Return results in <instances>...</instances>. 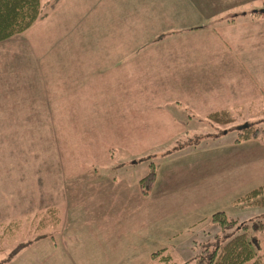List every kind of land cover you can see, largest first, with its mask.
I'll use <instances>...</instances> for the list:
<instances>
[{"label": "crops", "instance_id": "obj_1", "mask_svg": "<svg viewBox=\"0 0 264 264\" xmlns=\"http://www.w3.org/2000/svg\"><path fill=\"white\" fill-rule=\"evenodd\" d=\"M258 1L58 0L47 17L0 42V226L33 215L45 214L43 219L50 220L51 210L58 217L56 230L43 222L39 231L43 236L17 253L23 262L16 255L1 264H146L148 254L163 238V229L165 235L174 234L201 218H183L181 226L176 225L174 214L180 201L188 200L192 210L206 204V218H210L216 211L225 213L236 199L264 184V137L251 139L255 145L244 162L249 169L244 182L243 161L236 157L242 151L229 156L232 165L220 169L219 175H208L205 154L187 162L179 160L160 183L164 168L159 167L148 197L140 191V178L129 187L112 170L104 178L96 168L108 161L110 147L127 152L123 158L137 151L124 136L129 117L117 105L130 104L132 74L161 77L154 88L147 83L150 94L159 93L155 101L139 103L172 105L170 113L161 110L158 124L179 129L175 134L184 132L185 116L199 115L206 121L210 113L222 110L237 111L236 117L247 113L246 109L264 110V52L256 51L258 45L264 47V6L257 7ZM256 9L262 14L245 12ZM57 17L60 28L55 26ZM53 45L58 46L55 54L48 48ZM35 104H73L79 110L64 122L75 128L76 144L69 152L62 149L70 161L60 165L58 174L54 170L56 175L48 166H39L36 172L35 150L29 149L38 128ZM174 107L181 111L177 114ZM57 119L50 120L52 125H59L62 119ZM248 123L253 122L238 129ZM40 124L49 125L46 120ZM95 125L101 131L95 132ZM112 125L113 144L100 151L93 146V138L105 137L103 127ZM185 166L187 178L198 172L197 183L194 180L180 195L172 191L173 182L175 171ZM83 184L90 185L87 197L78 196L86 189ZM125 189H131L127 201L134 208L121 214L114 209L118 206L114 197ZM172 194L175 198L169 199ZM37 219H27L26 234L37 231ZM119 224L124 228L115 230ZM17 233L15 229L7 236L17 238Z\"/></svg>", "mask_w": 264, "mask_h": 264}, {"label": "rangeland", "instance_id": "obj_2", "mask_svg": "<svg viewBox=\"0 0 264 264\" xmlns=\"http://www.w3.org/2000/svg\"><path fill=\"white\" fill-rule=\"evenodd\" d=\"M40 2L41 9L43 11H46V15L39 18L38 20H42L44 17H47L50 11L56 7L55 5L49 6V4L54 3V0H40ZM57 2L58 0L56 1V3ZM256 6H264V0H259ZM59 12L60 11H58V15ZM58 19L59 17H57L55 20V26L57 28H60L57 21ZM40 31L44 32V29L38 30V32ZM57 33V29L54 28L53 35ZM261 46L262 44L257 46V52H264V47ZM48 48L49 51L53 54L58 51L57 45L48 46ZM134 72L141 73L142 71L137 70ZM160 78L161 77L158 76H152L151 74L144 75L142 77L138 74H132L130 76V104L117 105L120 106L121 109L124 111V114L129 117L130 125L125 126L124 136H128L127 143L134 147L137 151L134 155H131L130 157L125 156V158H123L124 155H127V152L119 150V147H110L109 149H107L108 161L104 164L96 166V168L98 169V173L101 172L102 174L100 175L104 177V175H109L107 172L112 170L117 175L121 176L126 181H128L125 182L128 184L129 187H131L137 182L139 178H142L147 174L148 170L150 169L149 165L151 163H154L157 165L158 168H164L161 178L158 179V182L160 183L166 176L170 174L171 170L174 171L175 167L172 165L176 166V163H179V160L187 162L188 159L193 158L194 156L205 154L206 171L209 176H213L216 173H218L219 175L220 169H222L224 166L232 165L233 159L229 157L231 154L235 153V151H242L237 153L236 157L239 161H243L242 182L247 181V174L249 169L246 168L244 162L247 160L246 157L250 156L251 150L255 145H253L251 142L255 140L252 139V141L251 139H248L244 141H235V139L239 130L238 127L245 122H253L254 124L264 128V110L260 109L255 112V108H253V111H249L248 109H246L247 113H243V116H235L233 122H229L222 125L214 123L210 124L207 121H201L200 119L202 118L199 115L198 118H187V116H185L186 118H182V121L185 122V124L181 125L185 129L184 132L180 131L178 132L179 134H175L177 131H179V129L173 130L172 125L164 126L158 124L161 117V110H165L166 112L170 113L168 109L173 110L172 105L139 103L142 99L152 100V102L155 101L159 93L150 94L148 92L147 83L149 82L150 87L154 88ZM140 83L142 85H140ZM59 106L61 107L60 113ZM35 108L36 109L34 115L36 123L38 124V128L37 126H35V143L29 142V149L33 148V150H35V155H33V159L35 161V169L37 172L39 166H42L43 168H45L44 166H48V169H50L51 173H54V175H56L54 170H56L58 174L60 170L59 168H61L60 165H63L64 163L70 161V159L66 158L63 153H65L66 151L69 152V149L73 148V145L76 144V139L73 140L72 138L75 134V128H69V125L64 124V122H66L68 120L67 118L69 117H75L78 114L79 110L76 108V105L73 106V104H35ZM68 108H71V110L68 111ZM74 108H76V110ZM174 108L177 114L179 111H181L180 109H178L179 107ZM51 116L56 119H50ZM59 117L62 119L59 120V125H52V122L50 120L57 122V118ZM44 120H46L49 125L45 127L44 125L42 126L40 123H42ZM153 121L154 123H152ZM113 126L114 125H112L111 127H103V129L106 130L105 137L104 135H100L96 138H93V146H95V148L98 146L99 150L103 151L104 147H108V145L113 144V134L110 133L111 131L113 132ZM99 128V126L95 125V132L101 131L99 130ZM134 133L136 134L134 135ZM139 136L145 137L146 140L136 139ZM184 137L188 138L186 140L189 142V144L177 148V140H179V138L185 139ZM246 141L249 142V144L247 143V145L245 144L239 147L240 144ZM24 143L25 145L27 144L26 141H24ZM64 147L65 152L64 150L62 151ZM59 155L61 157H59ZM89 167L91 168L92 165H89ZM184 168L185 169L180 171L181 174L180 172L175 171V180L173 182L175 186L172 191L174 193L176 191H179L180 195L190 188V183L191 185H193L194 180V184L197 183L196 174L198 172H191L190 176L187 178L186 175L188 170L186 166ZM180 176L182 177V180H180ZM191 176L193 177L191 178ZM81 184L79 183L78 185ZM83 186L86 189L82 188L78 196L84 193L87 197V194L90 191V185L83 184ZM130 190L129 192H127L126 189L123 192H118L119 194H116L114 197V199L116 198L118 202V206H115L114 209H119L121 214L124 213L123 209H126L129 213H131L134 208V206L131 205L130 201H127L129 198L132 197ZM170 192L171 191H168L167 194H170ZM149 194L144 197H148ZM172 198H175L173 194L169 196V199ZM85 207V204H82L80 206V208H82V211H85ZM167 207L172 208L173 206L171 204ZM201 207L202 208L200 209L192 210V206L188 200L180 201L179 207L177 206L178 213L174 214V223L176 225L179 224V226H181V220H186V218L188 220L191 217H198L197 215H200L201 218L196 220L193 224H190L191 226L188 228H181L177 230L176 233H174V231V234L165 235L166 230L163 229V238L160 237L162 238L161 241L159 242L157 247H155L156 249L152 250L154 252H160L152 259L150 257L151 254H148L146 264L197 263L196 259L204 255V249L206 248L205 244L214 242L217 234L222 235L219 226L216 225V223L212 222L210 218H206V204ZM155 208L157 210V213H159V206L156 205ZM111 213H115V211H112ZM225 213L227 214L228 218L235 219L236 225H238L241 222L249 223L256 219H264V206L239 207L232 205L230 208L227 209ZM202 215L205 216L203 217ZM77 224L80 225L81 222H77ZM122 228H124V226L122 224H119L115 228V230L117 229L119 231ZM39 231H31L28 234V237L32 236L31 234L33 233L38 234ZM227 232L236 233L234 224L227 229ZM7 235L8 233L0 237V263L2 262V259L7 256V252L9 250H12L11 246L15 244L14 242L16 238ZM21 238L23 237L21 236L18 239L20 240ZM29 246L30 244L25 246L24 248ZM252 248L256 254L261 253V250L257 249L255 245H253ZM23 251L24 249L22 250V252ZM114 256L115 255L112 254L113 259ZM162 256H166L168 257V259H162ZM16 257L19 261H24V258L20 257V253ZM107 264H110V261ZM242 264H249V262H244Z\"/></svg>", "mask_w": 264, "mask_h": 264}, {"label": "trees", "instance_id": "obj_3", "mask_svg": "<svg viewBox=\"0 0 264 264\" xmlns=\"http://www.w3.org/2000/svg\"><path fill=\"white\" fill-rule=\"evenodd\" d=\"M54 3L49 4V6L55 5ZM245 11V10H244ZM246 14L252 16L261 15V9L245 11ZM46 15V11L41 9L40 0H0V42L13 37L15 35L21 34L28 27L34 23L37 19ZM237 111L222 110L210 113L206 117V121L210 124H226L233 122ZM263 138V128L254 124L248 123L238 130L237 137L235 141H244L254 138ZM185 138V137H184ZM185 139L179 138L176 143V147H182L189 142ZM185 140V141H180ZM150 169L147 174L140 178L139 188L143 195H148L152 185L154 183L157 174V165L151 163L149 165ZM235 205L240 206H264V184L259 185L256 188L251 189L244 195L239 197L234 202ZM52 218L43 219L44 214L41 217L35 216L26 217L24 219H17L10 221L7 224L0 226V237L5 234L11 233L16 229L17 238L15 239V244L12 245V250L7 254V256L2 259L1 263H8L17 253L23 249L26 245L30 244L39 237L43 236V233L31 234L28 237L26 234V221L27 219H35L34 229L42 230L43 222H50L51 228L57 229L58 217L56 216V211L51 210L48 212ZM34 217V218H33ZM210 220L219 226L222 235L217 234L214 242L205 244L204 255L196 259V264H242L244 262H249V264H263L264 263V219H256L251 222H241L236 225L235 219H230L222 211L214 212ZM234 224L236 233H229L227 229ZM30 231V230H29ZM23 237L20 240L19 237ZM29 238V239H28ZM253 245L257 249L261 250V253L256 254L253 250ZM1 249V247H0ZM160 251L152 252L151 259L156 256ZM162 259H168L166 256H162ZM0 263V264H1Z\"/></svg>", "mask_w": 264, "mask_h": 264}]
</instances>
